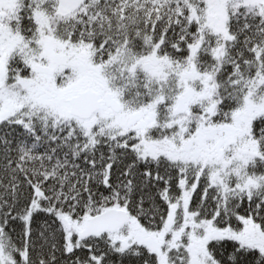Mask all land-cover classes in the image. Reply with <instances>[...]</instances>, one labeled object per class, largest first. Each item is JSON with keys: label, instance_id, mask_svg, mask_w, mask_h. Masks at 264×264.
<instances>
[{"label": "snow or ice", "instance_id": "6c2138e0", "mask_svg": "<svg viewBox=\"0 0 264 264\" xmlns=\"http://www.w3.org/2000/svg\"><path fill=\"white\" fill-rule=\"evenodd\" d=\"M0 264H264V0H0Z\"/></svg>", "mask_w": 264, "mask_h": 264}]
</instances>
